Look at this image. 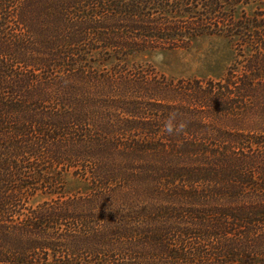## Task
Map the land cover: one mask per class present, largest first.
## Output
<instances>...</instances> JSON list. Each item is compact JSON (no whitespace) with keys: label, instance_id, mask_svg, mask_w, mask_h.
I'll list each match as a JSON object with an SVG mask.
<instances>
[{"label":"trees","instance_id":"trees-1","mask_svg":"<svg viewBox=\"0 0 264 264\" xmlns=\"http://www.w3.org/2000/svg\"><path fill=\"white\" fill-rule=\"evenodd\" d=\"M0 264H264V0H0Z\"/></svg>","mask_w":264,"mask_h":264},{"label":"rangeland","instance_id":"rangeland-1","mask_svg":"<svg viewBox=\"0 0 264 264\" xmlns=\"http://www.w3.org/2000/svg\"><path fill=\"white\" fill-rule=\"evenodd\" d=\"M256 4L249 2L238 5V13L243 10L250 15ZM235 58L233 42L222 36H202L189 46L176 49L143 51L135 60L151 65L156 71L173 77L220 78ZM41 196L30 202L36 203Z\"/></svg>","mask_w":264,"mask_h":264},{"label":"clouds","instance_id":"clouds-1","mask_svg":"<svg viewBox=\"0 0 264 264\" xmlns=\"http://www.w3.org/2000/svg\"><path fill=\"white\" fill-rule=\"evenodd\" d=\"M186 126V122L177 121L176 114L172 113L164 123V131L169 135L179 134L185 130Z\"/></svg>","mask_w":264,"mask_h":264}]
</instances>
